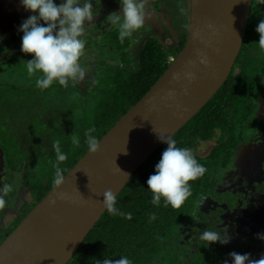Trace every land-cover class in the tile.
Instances as JSON below:
<instances>
[{
	"label": "trees",
	"instance_id": "obj_1",
	"mask_svg": "<svg viewBox=\"0 0 264 264\" xmlns=\"http://www.w3.org/2000/svg\"><path fill=\"white\" fill-rule=\"evenodd\" d=\"M261 20H264V0H252L243 48L231 75L214 98L173 136L178 147L192 149L198 162L207 169L201 177L189 181L191 195L184 204L172 208L165 206L163 199L159 206L151 203L147 180L167 148L164 144L135 172L117 197L116 206L122 212H130L132 218L113 216L106 211L68 264H99V261L102 264L105 257L116 260L120 256H127L133 264H224L225 260L231 263L226 249L232 240L226 245L212 243L216 250L211 251L212 244L199 237L204 230L216 231L221 224L231 225L232 214L242 215L241 212L251 211L253 207L262 209L260 206L264 204V169L257 176L251 171L252 166H245L244 160H252L247 157L251 156L248 152L236 165V155L243 147L250 146L254 155H264V51L259 47L256 31ZM188 30L175 49L163 48L154 39L149 40L141 49L135 69L130 67L125 52L131 44L130 37L126 38L120 47L127 63L108 71V76L101 72L95 86L83 88L77 82L64 88L54 84L58 91L53 95L47 94L48 89L42 90L50 98L31 99L34 108L24 113L27 116L26 124H21L24 129L8 126L0 118V135L5 139L0 142L6 158L5 183L15 182L16 176L27 169L25 181L19 176L18 188H29L33 197L32 203H21L12 224L0 227V246L56 187L51 163L55 159L53 143L59 140L67 153V160L59 165L66 176L88 153L85 130L94 128L93 134L101 141L162 78L171 65L170 59H176L185 48ZM7 89V96L16 93L17 97L21 92L19 86ZM72 134L80 138L79 147L71 143ZM215 138L217 143L210 154L200 157L199 144ZM28 152L34 156L25 157ZM239 172H245L240 177L243 186L252 182V195L241 202L222 188L227 176ZM15 189L6 198L7 206L0 209V221L9 209L18 205ZM257 192L262 193L259 200L254 198ZM255 203L257 206H253ZM153 214L156 218L150 220ZM259 244L261 240L255 237L249 252L239 248L237 253L261 257L264 251L258 250Z\"/></svg>",
	"mask_w": 264,
	"mask_h": 264
},
{
	"label": "water",
	"instance_id": "obj_2",
	"mask_svg": "<svg viewBox=\"0 0 264 264\" xmlns=\"http://www.w3.org/2000/svg\"><path fill=\"white\" fill-rule=\"evenodd\" d=\"M187 43L146 96L87 153L0 246V264H68L106 210L103 192L117 197L135 172L219 92L243 48L252 0H191ZM20 0H0V38L32 15ZM208 65L199 63V55ZM195 61V67L189 65ZM195 72V80L183 77ZM2 69H0V72ZM181 79L174 80L173 74ZM169 90L175 95L168 96ZM6 158L0 148V186ZM55 201V204L52 203Z\"/></svg>",
	"mask_w": 264,
	"mask_h": 264
},
{
	"label": "clouds",
	"instance_id": "obj_3",
	"mask_svg": "<svg viewBox=\"0 0 264 264\" xmlns=\"http://www.w3.org/2000/svg\"><path fill=\"white\" fill-rule=\"evenodd\" d=\"M101 0H95L99 4ZM150 0H119L120 12L109 15V23L117 28L118 38L123 43L126 38L131 37L139 31L147 19V7ZM21 6L33 13L22 20L18 31L22 32L21 51L26 54H33V58L26 62V71L29 76H36V87L47 90L54 84L68 88L70 83L74 86L86 76V69L82 64L86 49L87 40L84 38L86 32V21L91 22L95 16L93 0H20ZM183 11V10H182ZM259 33V47L264 51V20H261L256 27ZM2 39V38H0ZM199 55V63L205 66L209 61L203 54ZM174 58L170 59V62ZM175 60V59H174ZM195 61L189 65L195 67ZM183 77L189 82L195 80L196 74L191 70L183 73ZM174 80H180L181 74L174 73ZM175 95L174 90H169L168 96ZM94 128L85 130L84 143L89 153H96L99 150L101 141L93 133ZM157 139L166 144L167 148L162 152L159 162L155 165L154 174L147 180L148 190L152 193L151 203L159 206L163 199L165 206L180 208L191 195L193 181L201 177L207 169L200 164L192 149L178 147L177 141L170 135L158 134ZM71 143L79 147L80 138L71 135ZM55 159L52 161L54 169V184L60 186L65 181L63 169L59 166L67 160L60 145V141L53 143ZM14 191L12 183H2L0 186V209H4L9 194ZM100 201L104 209L113 216H122L131 219L132 214L122 212L117 205V193L106 190ZM55 204V201H52ZM155 215L150 216L154 220ZM257 238L264 241V233H257ZM200 240L209 244L219 242L222 245L230 243L231 237L227 228L223 232L215 230H204L200 234ZM231 264H264V255L259 259H252L250 253L239 254L229 253ZM99 264L101 262L99 261ZM102 264H133L127 256H120L113 260L105 257ZM224 264H229L228 260Z\"/></svg>",
	"mask_w": 264,
	"mask_h": 264
},
{
	"label": "rangeland",
	"instance_id": "obj_4",
	"mask_svg": "<svg viewBox=\"0 0 264 264\" xmlns=\"http://www.w3.org/2000/svg\"><path fill=\"white\" fill-rule=\"evenodd\" d=\"M106 1H108V3H105ZM115 4L116 3H113L111 1L109 2V0H101L99 4H96L98 5L96 8L97 14L98 12H102L104 9L108 10L110 5H112L113 8L115 7V9H117V11L120 12V7H121L120 4L118 3V5L116 6ZM107 17H109V14ZM152 25H154L155 28H153ZM152 25L149 26L153 28V29H150V31L152 32L154 31V33H156L157 35L153 33H149L148 31L146 35L141 37V39L137 41L135 46L133 45L129 51L131 54L130 56L131 66L134 69L136 68V66L139 65L140 53H141L142 47L146 46L149 40L154 39L159 45H161V43L162 44H167V43L173 44L174 43V41H172L171 39H168L165 36H161L162 32H160L158 28H161L162 23L159 22V20L155 19ZM10 34L11 32L4 36V38L2 39L4 41L0 39L1 44L2 42L5 43V45L3 46H1L0 44V47H2L0 48V55L3 56L5 55V53L11 51V54L16 56L12 58L11 60H9L7 62L8 64H5L3 66L4 70L2 69V71L0 72V86H1L0 90H3V93H4V96L0 97V113H3L2 115H0V118H4L3 123H6V125L10 124V126L13 128H23L21 124H26V118H27V116H25L24 113H26L27 110H29L30 108H34L33 107L34 101H32L31 99L38 98L40 101H46L48 98H50V95H47L41 89L37 88L35 84L36 76H29L26 71V62L33 58V54H26V53L22 54V51H21L22 36L21 38H16L15 43H12L9 38L14 34L12 35ZM113 40L114 39L112 37L111 38L108 37V44H112ZM91 41L93 43L90 45V47H98V45L96 44L95 36L93 37V39H91ZM19 43L20 45L18 46ZM117 45L118 44H115V45L113 44L111 49L115 50V47ZM109 49L110 48H108V51H107L106 47H102L101 50L93 48L92 50L85 52L82 58H87V57L92 58L93 57L97 65H99L100 73L103 72L104 75L108 76V71H111L112 69L117 68V66L121 65V63L125 64L128 62L127 58L123 55V53L119 54V52L117 51L112 52ZM80 85L83 88L87 87L86 84H80ZM17 86L21 88L20 89L21 92L17 94V97L14 96L16 95V93H13V95L7 96V93L9 92L7 88L8 87L16 88ZM30 87L32 88V90ZM90 98L92 99V96H90ZM68 100L70 104L73 103L71 99H68ZM3 141H5V139L3 138L2 135H0V142H3ZM216 143H217V138L209 142L200 143L198 146V155L203 158L207 157L210 154L212 148L216 145ZM29 153L30 152L26 153L24 156L25 157L34 156ZM252 160L250 158H247L245 163L254 162V164H256L255 163L256 159L252 158ZM26 170L27 169H25L24 172L20 174L21 177L24 179V181L26 178V173H25ZM33 170L32 172H34ZM20 175L16 176L15 182L14 181L12 182V184L14 185V189L16 188L15 189L16 195L14 199L15 201L18 200V203L20 202L21 203H24V202L32 203L33 197H32V193L30 192L29 188H23V189L22 187L21 189L18 188L20 186V183H18ZM15 184H18V185L15 186ZM19 189L21 192L19 191ZM261 197H262V193L257 192V196L254 198L255 200H259ZM13 204H16V203H13ZM253 206H257L256 203ZM260 207L264 208V204L261 205ZM17 209L18 208L16 205L14 208L9 209L6 212L5 216L0 221V224H1L0 227L9 226L10 224L13 223L14 219L18 215ZM241 214L243 216L242 223L244 225H241L242 227L240 230H239V225H235L236 230L231 231V232L227 230L228 233L234 234V233H240V232H248L249 234H254V235H256L257 233H264V212H261L260 209H258V207L257 208L253 207L251 211L245 210L241 212ZM233 216H236L239 218V214H232L231 218ZM240 234L244 235V233H240ZM255 237H257V235ZM261 244H259L258 250L264 251V241L261 240ZM251 250H253V248H251Z\"/></svg>",
	"mask_w": 264,
	"mask_h": 264
},
{
	"label": "flooded vegetation",
	"instance_id": "obj_5",
	"mask_svg": "<svg viewBox=\"0 0 264 264\" xmlns=\"http://www.w3.org/2000/svg\"><path fill=\"white\" fill-rule=\"evenodd\" d=\"M110 1L113 3H116L115 6L118 5V3H119V0H109V2ZM60 2H61V0H56L57 4H59ZM105 3H108V1H106ZM190 5H191V0H150V3L147 7V19L145 22V26H143L139 31H137L136 33H134L130 37L131 44H130V46H129V44H128V46H126L125 52L129 56L128 57L129 62H130V56H131L129 51L133 45L135 46L136 42L139 41L141 39V37L145 36L148 31H149V33H153V34L157 35L156 33H154V31L153 32L150 31V29L155 28L154 25H152L155 19L159 20V22L162 23L161 28H158L159 31L162 32L161 36H165L166 38L174 41L173 44H171V43L162 44L161 43V46L163 48L175 49V47L180 44L183 36L186 34V31L189 28V22H190L189 19L191 16ZM97 6L98 5H96L95 0H93V8L95 11V16L91 22H87V21L85 22L87 25L85 36H84V38L87 40L85 52H88V51L92 50L93 48L101 50L102 47H106L107 51H108V48H110L109 49L110 51H112V52L117 51V52H119V54H122L123 51L120 47V45H122V43L118 38V30L116 27H114L113 25H111L109 23V21H108L109 18L107 17L108 14L110 15L112 13L118 12L117 9H115V7L113 8V6L110 5L108 10L104 9L102 12H98V14H97V11H96ZM21 22H20V24H21ZM150 25H152L153 28L149 27ZM18 27L17 28L15 27V29L13 28L8 32V33L11 32L10 35L14 34L9 38L12 43H15L16 38H21V36L23 35L22 32L18 31ZM156 28H157V26H156ZM90 35H92V36H90ZM94 36H95L96 44L98 45V47H90V45L93 43L91 41V39H93ZM108 37L109 38L112 37L114 39L112 44H108ZM3 38L4 37H2V39ZM2 41H4V40H2ZM113 44L114 45L118 44L115 47V50L111 49ZM3 45H5V43L2 42L1 46H3ZM19 45H20V43L18 44V46ZM0 48H2V47H0ZM22 54H23V52H22ZM14 57H16V56L12 55L11 51L5 53V55H3V56L0 55V69H3V66L5 64H8L7 62ZM81 60H82L83 66L86 69V76L82 81L78 82V85H80L82 83H84L88 86H95V84L97 85L99 82V77H100L99 65H97V63L93 57L92 58L91 57L82 58ZM129 65L131 67V62ZM93 89L94 88H92V90ZM57 91H58V89L54 88V86H51L47 90V94L52 93L50 95H53V93H56ZM253 150L254 149H251L250 146H246V147L241 148L240 151L236 155V161H237L236 165L240 161L241 162L243 161L242 158L246 157V152H248L251 156H247V157L255 158L256 164H254V162L246 163L245 166L249 167L252 165L251 171H254L253 174H255L257 176H261L262 171L264 169V155H262V154L254 155ZM244 161H246V160H244ZM243 173H245V172H239V173H237V175L236 174H232V175L228 174L229 176L226 175L227 176L226 182L222 186L223 192H226V193L229 192L228 195L230 194L231 196L237 197L238 200H240V202L243 201L245 198L249 199L250 196L252 195L250 192V189L252 187V182L250 181V183H251L250 185L249 184L244 185V186L242 185L243 182L240 180V177L243 175ZM258 179L259 178H257V180ZM4 181H6L5 178H4ZM219 191H220V189H219ZM17 204H18L17 205V208H18L21 205V202L18 203V200H17ZM260 211L264 212V208L260 209ZM17 212H18V209H17ZM242 219H243L242 215H239V218H237V219L231 218V221H232L231 225H229L228 227H224V225L221 224L217 227L216 231L223 232L224 230H226V228L230 232L235 231L236 230L235 225H239V230H240L242 227L241 225H244L242 223L243 222ZM240 233H244V235H241ZM240 233H234V234L228 233L229 236L232 235V238H231L232 244L230 247H228L226 249V255H228L229 253H231L233 251L237 252L239 250V248H244L246 251L249 252L250 244L256 235L249 234L248 232H240ZM213 244L211 245V251L216 250L215 248H213ZM218 252H219V250H218ZM259 258L260 257L257 256V257L252 258V259H259ZM221 264H223V263H221Z\"/></svg>",
	"mask_w": 264,
	"mask_h": 264
},
{
	"label": "built area",
	"instance_id": "obj_6",
	"mask_svg": "<svg viewBox=\"0 0 264 264\" xmlns=\"http://www.w3.org/2000/svg\"><path fill=\"white\" fill-rule=\"evenodd\" d=\"M171 61H174V59H172Z\"/></svg>",
	"mask_w": 264,
	"mask_h": 264
}]
</instances>
